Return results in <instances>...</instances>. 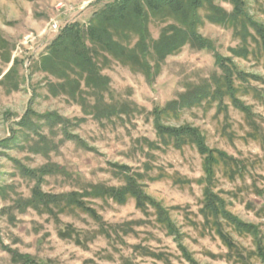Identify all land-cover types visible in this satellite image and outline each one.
I'll use <instances>...</instances> for the list:
<instances>
[{"label": "rangeland", "instance_id": "rangeland-1", "mask_svg": "<svg viewBox=\"0 0 264 264\" xmlns=\"http://www.w3.org/2000/svg\"><path fill=\"white\" fill-rule=\"evenodd\" d=\"M108 1L0 0V264H29L21 256H29L32 264H191L175 237L158 223L154 210L143 212L133 198L119 204L85 195L93 194V186L100 194L123 185L120 166H129L130 174L141 173L145 191L170 211L183 246L197 262L243 264L229 258L228 248L205 220L204 185L199 181L204 174L202 156L190 144L182 148L161 144L154 126L155 109L223 74L213 52L188 44L167 57L153 81L112 61L102 68V74L110 78L112 94L103 93L101 102L96 95L90 96L74 71L67 69L68 79L59 70L60 76H55L42 69L43 57L63 29L74 22L87 25ZM215 1L232 11L228 2ZM247 5L250 14L264 24V0H247ZM53 22L59 24V32L49 29ZM150 30L158 37L160 27L155 22ZM199 32L214 42L219 54L233 59L239 70L264 79V53L256 51V42L250 40L249 55L239 57L231 51L241 44L232 28L206 20ZM9 70L10 75L4 77ZM78 83L80 88H76ZM235 84L238 97L251 106L253 116L248 117L225 97L221 108L217 101L206 100L181 107L163 121L175 127L200 128L210 147L243 162L245 171L235 174H248L246 178L230 180L224 176L229 171L219 169L215 191L226 199L231 212L260 225L264 233V81L236 79ZM97 104L100 110L94 108ZM122 104L127 105L126 114L117 111L111 118L103 111L107 105L119 108ZM30 107L66 119L65 129L83 144L65 139L64 124L41 122L46 140L31 132V137L6 145L4 140L21 130L19 123ZM19 162L30 169L60 165V172L45 176L41 191L55 197L77 191L102 221L74 207L62 213L55 208V215L50 208L29 205L37 180L24 176ZM70 224L80 232L82 244L60 236V229ZM101 224L116 227L112 239L98 233ZM226 230L242 248L255 249L251 237L228 225ZM250 264L261 262L254 257Z\"/></svg>", "mask_w": 264, "mask_h": 264}, {"label": "trees", "instance_id": "trees-1", "mask_svg": "<svg viewBox=\"0 0 264 264\" xmlns=\"http://www.w3.org/2000/svg\"><path fill=\"white\" fill-rule=\"evenodd\" d=\"M224 1L232 5V11L218 5L215 0H109L99 11L94 12L87 25L78 22L68 24L50 44L49 52L43 57L41 66L43 70L55 76H60L57 74L59 70L68 79L70 76L67 69L74 71L84 82L90 96L91 94L92 97L96 95L101 102L104 94H112L110 78L102 74V68L112 61L128 66L132 71L143 74L149 81H153L160 73L162 64L167 57L180 52L188 44L193 48L213 52L215 63L221 68L223 74L215 78L213 83L207 82L192 91H187L181 95L180 100L171 101L167 106L155 109L153 111L154 126L161 144L173 145L176 148L190 144L202 156L204 174L199 180L204 185V207L202 211L206 222L212 226V229L228 248L229 258L236 263L250 264L251 259L255 257L260 260L261 264H264V233L260 225L244 221L231 212L226 199L215 191L219 169L229 171V174H224V176L230 180L237 178L244 180L248 174L235 173H242L241 171H245L246 166L228 154L227 151L210 147L200 128L191 125L175 127L166 125L163 121L169 119L181 107L201 105L206 100L213 103L217 101L221 108L224 105L225 97L230 98L233 105L248 117L253 116L251 106L238 97L239 86H236L235 80L250 82L253 79L263 81L264 79L259 75L248 74L239 70L233 59L224 57L216 51L214 42L204 37L199 32V28L206 20L210 23L232 28L233 34L240 40L241 44L232 48L231 51L235 56L247 57L250 52V40L257 43L256 51L264 53V24L250 14L247 0ZM203 11L205 16H202ZM152 22L160 27L158 37H154L151 33L150 24ZM61 63L64 64L63 68ZM58 64L60 67L57 68L56 65ZM9 75L10 70L4 77ZM68 79L66 80L68 81ZM76 88H80V83ZM72 95L76 96V90L72 91ZM79 97L83 99V96ZM117 107V105H107L103 111H106L108 117L111 118L117 111L120 112L119 114L128 112L126 104ZM94 108L100 110L98 104ZM65 121L66 119L55 112L41 114L30 107L19 123L21 130L15 132L12 137L6 138L4 143L6 145L16 144L20 137H31V132L35 133L40 140H46L47 138L42 134L43 124L41 122H47L49 124H64L65 139L75 140L83 144L77 135L70 134L65 129L67 127ZM254 128L257 129L258 127ZM156 145L159 143L156 142ZM18 164L24 176L37 180L36 187L33 189V197L28 200L29 205L35 204L36 208V205L50 208V212L55 215H57L55 208L62 213L66 208L74 207L85 211L97 222L102 221L97 211L88 206L80 197L82 194L77 191H70L56 197L41 191L40 186L45 176L54 171L60 172L62 170L60 165L47 164L37 169H30L20 162ZM120 167L123 170L121 172L124 177L123 185L104 189L100 194L97 192L98 187L93 186L90 190L93 194L85 193V195H92L104 200L112 199L119 204H125L129 198H133L137 208L143 212H148L150 209L154 210L156 220L166 228L170 235L175 237L183 256L191 264H200L183 246L182 236L171 217L170 211L145 191L140 183L141 173L130 174L131 168L129 166ZM152 179L154 178L152 177ZM67 198L68 200L65 201ZM31 201H34L33 204L30 203ZM227 225L240 235L251 237L255 249L248 251L242 248L226 230ZM99 226L98 233L112 239V230L116 227L110 226V229L102 224ZM66 227L65 230L60 229V236L64 238L69 236L74 238L78 244H82L80 232L71 224L66 225ZM21 259L26 263H33L29 256H21Z\"/></svg>", "mask_w": 264, "mask_h": 264}, {"label": "built area", "instance_id": "built-area-1", "mask_svg": "<svg viewBox=\"0 0 264 264\" xmlns=\"http://www.w3.org/2000/svg\"><path fill=\"white\" fill-rule=\"evenodd\" d=\"M52 32L56 33V32H59V29H60V26L57 22H53L51 25H50V28H49Z\"/></svg>", "mask_w": 264, "mask_h": 264}]
</instances>
